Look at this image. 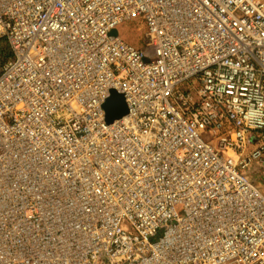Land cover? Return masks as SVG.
Masks as SVG:
<instances>
[{
    "label": "built area",
    "instance_id": "built-area-1",
    "mask_svg": "<svg viewBox=\"0 0 264 264\" xmlns=\"http://www.w3.org/2000/svg\"><path fill=\"white\" fill-rule=\"evenodd\" d=\"M0 39V264H264V0H0Z\"/></svg>",
    "mask_w": 264,
    "mask_h": 264
},
{
    "label": "rangeland",
    "instance_id": "rangeland-1",
    "mask_svg": "<svg viewBox=\"0 0 264 264\" xmlns=\"http://www.w3.org/2000/svg\"><path fill=\"white\" fill-rule=\"evenodd\" d=\"M117 33L119 38L131 47L135 49H141L143 47L145 28L141 24L139 18L122 23L117 27ZM4 46H6V43L0 40V48ZM1 68L2 66H0V70ZM246 173L249 179L252 180L262 194H264V165L257 163L253 164L246 170Z\"/></svg>",
    "mask_w": 264,
    "mask_h": 264
},
{
    "label": "water",
    "instance_id": "water-1",
    "mask_svg": "<svg viewBox=\"0 0 264 264\" xmlns=\"http://www.w3.org/2000/svg\"><path fill=\"white\" fill-rule=\"evenodd\" d=\"M115 35L116 32H113ZM114 97H118V100L115 101ZM106 121L110 123L116 119L121 118L125 115V104L120 96H116L115 93H111V98L106 102L105 105Z\"/></svg>",
    "mask_w": 264,
    "mask_h": 264
},
{
    "label": "trees",
    "instance_id": "trees-1",
    "mask_svg": "<svg viewBox=\"0 0 264 264\" xmlns=\"http://www.w3.org/2000/svg\"><path fill=\"white\" fill-rule=\"evenodd\" d=\"M1 41H4L3 39H0ZM5 42V41H4ZM1 53H0V66H3L11 57V54L9 52V49L6 46L0 48Z\"/></svg>",
    "mask_w": 264,
    "mask_h": 264
}]
</instances>
